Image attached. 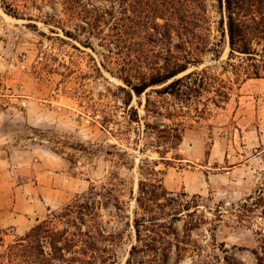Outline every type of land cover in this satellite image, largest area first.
I'll list each match as a JSON object with an SVG mask.
<instances>
[{"label": "rangeland", "instance_id": "obj_1", "mask_svg": "<svg viewBox=\"0 0 264 264\" xmlns=\"http://www.w3.org/2000/svg\"><path fill=\"white\" fill-rule=\"evenodd\" d=\"M7 3L17 16L0 0V147L10 157L8 188L32 183L42 193L28 201L25 228L0 231L3 242L23 236L90 187L101 193L104 187L119 197L121 211L101 208L102 226L120 234L115 264H126L135 243L138 183L158 178L195 211L175 222L180 235L184 222L202 219L186 252L180 260L172 255L169 264H258L254 253L264 264V79L237 82L226 65L236 59L228 60L221 32L224 6L206 0L215 52L174 78L207 70L215 88L229 89L228 101L215 107L214 91L191 103L182 93L156 95L158 86L137 97L118 78L122 61L101 46L110 23L89 36L76 31L77 23L49 20L61 15L59 4ZM134 62L133 73H147L146 61ZM170 129L180 134L175 148L163 142Z\"/></svg>", "mask_w": 264, "mask_h": 264}, {"label": "trees", "instance_id": "obj_2", "mask_svg": "<svg viewBox=\"0 0 264 264\" xmlns=\"http://www.w3.org/2000/svg\"><path fill=\"white\" fill-rule=\"evenodd\" d=\"M42 1L61 6V15L50 16V21L77 23L76 31L81 34L102 33L100 24L110 23L108 32L102 34L101 46L112 58L122 61L118 78L137 97L158 86L156 95L182 93L190 103L211 91L217 97L210 99L215 107L228 101L229 89L215 88L206 78L205 69L174 79L190 66L197 67L202 54L215 52L210 45L206 0ZM217 1L226 12V21L220 27L228 39V60L236 59V63L226 65L237 82L242 78V83L264 79V0ZM1 3L6 13L17 16L7 0ZM66 35L74 37L70 32ZM141 59L146 61L143 67L147 73H133L134 61ZM166 134L163 142L170 148L177 147L181 141L178 131L170 129ZM102 190L105 195L90 187L9 244L0 238V264H115L120 234L103 229L99 211L112 205L119 214L121 202L112 194L113 189ZM135 203L131 225L135 243L126 264H169L172 255L180 260L190 242L189 233L202 222L201 218H192L183 223L181 235L177 231L174 224L181 215H195V211H189V202L182 195L167 192L162 180L154 178L139 181ZM262 252L264 255V249ZM254 254L258 264H262V259Z\"/></svg>", "mask_w": 264, "mask_h": 264}, {"label": "crops", "instance_id": "obj_3", "mask_svg": "<svg viewBox=\"0 0 264 264\" xmlns=\"http://www.w3.org/2000/svg\"><path fill=\"white\" fill-rule=\"evenodd\" d=\"M9 163L8 153L0 147V195H4L5 198L0 201V231L7 228L15 230L25 228L28 220L25 215L29 206L28 201H35V196L42 193L41 188L33 186L32 183L19 184L14 189L8 188ZM10 196L15 202H10Z\"/></svg>", "mask_w": 264, "mask_h": 264}]
</instances>
